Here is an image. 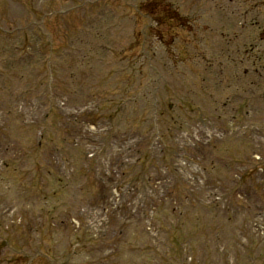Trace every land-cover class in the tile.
Listing matches in <instances>:
<instances>
[{
    "label": "rangeland",
    "instance_id": "rangeland-1",
    "mask_svg": "<svg viewBox=\"0 0 264 264\" xmlns=\"http://www.w3.org/2000/svg\"><path fill=\"white\" fill-rule=\"evenodd\" d=\"M166 1V0H165ZM171 1V0H168ZM175 1L177 4H182L184 1L182 0H173ZM83 2V0H79V1H72V0H39L36 3L30 4L32 3L31 0H0V27H17L16 29V38L13 40H4L1 41L0 40V47H5L7 49V51H9L10 48L12 49V52L14 53L15 58H20L19 56H21L22 59L24 58H29L32 57V54L36 53V56L34 55L30 60L26 59L25 63H21L19 62V60H14L12 61L11 66H9V64H7L6 68L9 69L11 72H9L8 74H3L2 78H0V100L1 103L3 105L6 104L7 102V98L9 96H13V99H18L20 96H24L26 91H22L25 89V87L18 85L17 83V79L20 78L23 79L24 77L27 78V70L29 68H34L37 71V75L36 77V82L37 83H43L45 82L46 78L41 79L38 78V74H40V71H42L44 69V67H40L41 66V62L46 63V60L48 59V54L47 51L45 49L43 55H39L37 53V49L39 50L40 48L42 49L43 46H41V43H43L45 41V35L47 34V30L50 31V29H47L48 27H51L52 24L50 21L53 20H59L58 22V26H69L72 24L73 22V11H71L69 8H71L73 5L75 4H81ZM107 4H111L112 5V0H107V1H101L98 2L97 0H95V2L92 3V5L90 7L88 6H83V9L88 10V12L91 14L94 11L92 10H97L100 9L101 7L107 5ZM186 4L188 6V2L187 3H183ZM37 9L39 15L41 16L44 12H49L52 9H56L58 12L55 14V18H53L52 20H48V19H44L43 22H40L39 19L37 20L36 17L35 19H33L32 15H31V10ZM76 8H74L73 10H75ZM92 9V10H91ZM71 11L70 13L65 14V16H60L62 15V12L64 11ZM91 10V11H90ZM62 17V18H61ZM8 19L10 24L6 23L5 20ZM34 20V21H33ZM112 22V24L114 23V18L108 19ZM35 22V23H32ZM56 22V21H55ZM79 24L80 22H77V27L74 31V35L73 37H76V35L78 34L79 31ZM10 29V28H9ZM11 30V29H10ZM155 33V30H151V34L153 35ZM167 31H163L161 30L158 35L159 38H167L168 43L170 42V37L169 34L166 35ZM55 34H58L57 32H55ZM97 36H100L99 32H96ZM116 34H114V32H111L110 35L107 34L108 36V47H112L114 48V45L120 44L121 39L118 37H115ZM153 38H155L153 36ZM81 41H83L82 44H80V50L83 51L84 48L88 49V46H90L88 40H85V38H83ZM119 41V42H118ZM175 43H178L177 46L174 47V49L172 48L171 51L174 50H181V45L178 42V39L174 40ZM88 45V46H87ZM161 45V44H160ZM168 46V44L164 41V45L162 47V49L160 48V51L158 52L159 55H157L155 58H153L152 55H150V59H145L144 61H142L144 58L139 57V61L137 60V58L133 55H130V60L128 61V76H126V73L124 72L123 75H121V77L117 76L114 80H112L113 78H110L109 75H107V71L106 68L109 67L113 61L115 60V53H113L112 55L109 54H102L101 55V59L103 60V62H101L99 59L96 60V62H91V66L89 68V66L84 65L82 68H79L78 66H76L75 62L73 60H70L66 63H64L63 65H61L60 69L63 70V72L65 73L64 76L57 77L54 78L53 84L51 86L53 92L56 93L57 91V83L58 81H62V83H65L66 87H67V91L71 90H77V91H81L83 89L88 90V86L90 85V88H92V93L98 92V95H101V100L104 99H108V96L112 95V92L110 89L111 87H118V85L120 84V89H122V91H124V93H128L130 91H132L134 93V102H136V104L134 105V107L131 109L132 113L134 114L132 116V129H134V135H140L138 132V127H142L141 126V114L143 113H147V116H145L146 118V122L143 129H147L146 131H148L149 127H152L153 122H154V118H156V122L161 123V127L159 126V129H162V134L163 136L168 133V130H170L172 132V125L171 123H175V125L178 127L179 125V121L181 118V122L183 120H185V118L188 117L189 114H192L191 112H187L188 111V106L187 107H182L184 105V102L181 103V98H172V96H170V94L166 91H172V90H187L189 89V87L187 86V84L183 81L180 80L181 75L183 71H185L186 69L184 68V66H182V64L180 63H176L175 60H172V62L167 63V66H165V61L164 58L161 56L163 55L164 57H166V53L165 51H169V48H166ZM26 47L28 49H26ZM214 48H207V50H211L213 51ZM120 50V49H119ZM117 50V51H119ZM4 50L0 49V53L3 52ZM105 52V51H103ZM111 52V51H110ZM206 53V52H205ZM72 56L76 57V53L75 51L72 52ZM162 58L163 60H159V57ZM5 56L0 54V61H4ZM124 58V57H123ZM208 60L210 59L209 55H208ZM14 59V57H13ZM3 64H0V68H2ZM194 70V69H193ZM230 70H232V65H230ZM159 73L158 76H156V74ZM168 73V74H167ZM190 73V72H189ZM161 74L166 75L168 81L170 82V85H167L164 87V89L161 90L162 94H159L160 97V102L161 105L160 107H158L159 109H157L156 113L154 112V110L152 109V104H154V100L153 97H155V91L156 89H158L159 87H161V85L159 84V77ZM119 78V79H118ZM229 78V76H228ZM211 79V78H210ZM229 79L226 78V81L221 80L222 83V88L221 83H219V88L220 91L216 92V91H212L211 93V97H214L212 99L217 100L216 97H218V99H222V100H226L230 91H227L225 87V85L228 82ZM206 82H209V87L211 85V83L213 84V81L210 80H206ZM202 83H199V85ZM231 84V83H229ZM4 85H7V87H4ZM16 85V91L8 93V94H4L3 91H6L9 89V87L11 86H15ZM9 86V87H8ZM78 86V89L75 87ZM85 86V87H84ZM95 87H97L95 89ZM171 88V89H170ZM173 88V89H172ZM47 90V89H46ZM45 90V92L47 93V91ZM167 92V93H166ZM189 92V91H188ZM234 92V89H233ZM82 93L79 94V96H81ZM136 94V96H135ZM115 95V94H114ZM125 95V94H124ZM43 100L44 102L41 104L40 102H36L37 101V97H35V95H33L32 97V104H37V105H44L47 95L44 94L43 95ZM60 95L57 92L55 94V98H58ZM99 97V96H98ZM120 97V96H119ZM188 97L192 99V103H190L189 107L190 109H195V104L200 105V103H194L193 101V95L190 92V94L188 95L187 93V98L185 99L186 101L188 100ZM144 98V99H143ZM143 99V100H142ZM151 100V107H150V100ZM69 104H73L72 98L69 97L67 99ZM170 104H173L174 107L173 109L176 110L178 108H182L183 110L181 111L182 113H178L180 112V110H176V112L174 110H172V112L168 109V106ZM142 105L145 107V110L142 108ZM168 105V106H167ZM109 108V107H108ZM113 111L115 112L114 114H111L110 117L111 121H115V115L116 113L120 110L118 108V106L116 104H113L112 106ZM111 109V110H112ZM162 114L161 116H158V114ZM20 117V116H19ZM174 120H173V118ZM23 118V117H21ZM109 118V116H108ZM107 119V118H106ZM2 121H5L6 123H9L8 119H5V117H1ZM24 120H26L25 116H24ZM118 120V117H117ZM116 120V121H117ZM20 120H18V123L22 126V123L19 122ZM116 121L114 123H116ZM121 121V120H120ZM119 121V122H120ZM25 123V121H24ZM112 125V128L116 127L114 126L113 123H110ZM10 132V144L11 147H14L15 144L20 143V140L22 137H20L21 133L19 128L21 129V127L17 124L14 123ZM166 126H168L169 128H167ZM49 128V127H48ZM117 129V128H116ZM54 129L50 127V131L52 132ZM151 130V129H149ZM54 135H49V137H53ZM49 138V139H51ZM6 143V142H5ZM141 143H143V141H141ZM59 144V143H58ZM48 145V144H47ZM237 151H241L238 148L241 146H239L238 143L235 144ZM49 146V145H48ZM244 146V144H243ZM19 149H21V147L19 146ZM229 149V148H228ZM210 151L211 154H208L206 152ZM248 155L246 153V155L250 157L249 153L251 152V150H247ZM195 153H201V152H195ZM203 153V152H202ZM216 148L214 146H208L205 147V151H204V157L206 158V154L209 156L207 158L206 163H214L217 162L218 157L220 158H225L227 162H231L230 159L232 160V158L235 159H242V158H246V155L243 154H239L237 155L236 151L232 152V150L227 151V153L229 155H220V154H216ZM94 154L99 155V157H101L102 159L100 160L102 162V164H107V163H111V161L113 160V157L111 155H109L108 153H100L99 150H96ZM17 159H19V156H17ZM99 159V158H97ZM210 161V162H209ZM253 165V164H251ZM4 170V169H3ZM219 170V169H218ZM8 175V174H7ZM215 176H217V172L214 173ZM211 175V176H214ZM219 175V174H218ZM6 176V175H5ZM214 176V177H215ZM7 181H10L9 178H6ZM12 180V179H11ZM8 183V182H7ZM3 181H0V203H2L0 205V222L2 223V221L8 220L10 217L12 216V212L16 209L17 211V218L18 221H14V225H15V229L17 228V231L19 230V228H22V230H24L23 227L27 228L25 231L27 233V237H29L28 239H23L22 240V245H26L27 242H29V244L31 245V252L32 254H40L41 252H43V245L44 243L42 241L45 240L42 234V230L41 227L43 226L44 222L42 221H52L50 219V216L47 215V217L42 215V204H40L38 201L34 208H32V201L29 200L30 202V207L27 206V202L26 200H23L24 197L22 198H18L19 194H16V192H7L6 190H4V188L6 187L9 190H13V187L15 188L16 186L11 185L8 186V184ZM256 184V183H255ZM98 193V192H96ZM43 195L44 192H41V195H38L37 197L40 198L44 197ZM18 196V197H17ZM65 193H62V195H60V198L63 199V202L65 200ZM12 197H17L15 200ZM28 197V196H27ZM60 198L56 199V205L49 207L48 205L43 204L44 208H57V212L54 214H58L61 212L62 210V206L64 205V203L62 202V200ZM130 198V195L127 196V199ZM51 202H54L51 201ZM63 203V205H62ZM248 203V202H247ZM52 205V204H49ZM250 205V204H249ZM236 209L240 212V209L242 210L243 216H242V221L243 224L241 225L240 229H239V235L238 236H245L246 238L251 237L247 235V226L249 224V220H254V210L253 209V205L251 204V208H247V204H245V202H243L242 200H237L236 203ZM40 209V212H37L36 210ZM238 212V213H239ZM8 213L9 217L7 219V217H5L4 214ZM237 213V214H238ZM236 214V215H237ZM113 215H120V214H113ZM56 219V218H55ZM118 220H121V217L117 218ZM175 220L172 223V234L173 236H176L177 240H183L181 239L182 237H184L185 234V227L184 225H188V227L186 228V233L191 237V240L189 241L188 244L190 247V251L188 253V256L191 255L192 256V261L190 264H217L218 261L220 262V258L223 261L224 264H227V260H228V256L227 253H224L222 255V251L218 252L216 251L218 247L222 246H226L227 247H231L232 246V242H233V235H229V234H221L218 236H213L212 239L211 237L208 236V234H210L212 231L216 230L215 228L217 227L215 225L214 218L211 217L210 215H206V214H201L200 211L198 209H194L193 211V215H191L189 218L187 217H182L181 219ZM217 221H222V220H217ZM56 226L58 227V223H55ZM211 224V225H209ZM175 225H178L179 228L181 227L182 229H180V233L174 229ZM21 226V227H20ZM61 230H57V239H58V243H59V247L55 248L54 244L51 242H45V253L48 252L49 255H52L54 253V251H56V249L58 250H62L64 249V251L68 250L69 251V241L63 236H60ZM237 236V235H234ZM1 237V235H0ZM2 237H4V234L2 235ZM180 237V239H179ZM125 238H133L130 243L135 242V239H139V238H143L141 233H135L134 230H130L128 232V234L126 235ZM144 239V238H143ZM73 241V240H72ZM79 239L76 238V240L74 241V243L78 242ZM236 241H238V237L236 238ZM3 242L0 240V246ZM73 244V242H71ZM224 243V244H223ZM41 244V245H39ZM257 244V243H256ZM253 245H255V242L253 243ZM9 247H12L11 243L8 244ZM242 246V245H241ZM234 247L235 243H234ZM233 247V249H234ZM144 249V247H142V243L139 244V246H137V243H133L131 245H129L128 250H130L129 252H127V250H124V253L122 252V255L116 258V255L114 256V258H112V256L107 254V257H110L111 259H113L111 264H139L142 261H145L146 257H142L143 255H141L142 253H137V255H134L133 252H137L139 250ZM3 250V248H2ZM23 252V251H22ZM231 254L234 253V250H230ZM3 253V254H2ZM129 253V254H128ZM7 252H2L1 251V247H0V261L1 262H6L9 261L8 257H7ZM69 254V252L67 253ZM172 255H168V256H162L163 259H165L167 262L169 261H173L175 260V258L170 257ZM102 258V256L100 257V259ZM70 259V258H69ZM99 259V260H100ZM181 259V258H180ZM193 259L196 260V263H193ZM24 260H26V264H30L29 263V259L25 258ZM33 261H36V258L33 257L32 258ZM213 260V261H212ZM11 262V261H10ZM149 264H154L152 261L148 262ZM36 264V263H35ZM62 264H67V262L62 261Z\"/></svg>",
    "mask_w": 264,
    "mask_h": 264
}]
</instances>
